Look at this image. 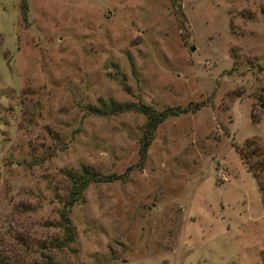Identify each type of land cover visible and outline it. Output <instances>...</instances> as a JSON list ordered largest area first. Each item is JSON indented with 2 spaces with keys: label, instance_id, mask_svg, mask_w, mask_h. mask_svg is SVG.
Segmentation results:
<instances>
[{
  "label": "rangeland",
  "instance_id": "1",
  "mask_svg": "<svg viewBox=\"0 0 264 264\" xmlns=\"http://www.w3.org/2000/svg\"><path fill=\"white\" fill-rule=\"evenodd\" d=\"M24 1L0 0V264H264V0ZM140 105L177 110L142 157ZM82 169L117 177L57 248Z\"/></svg>",
  "mask_w": 264,
  "mask_h": 264
},
{
  "label": "trees",
  "instance_id": "2",
  "mask_svg": "<svg viewBox=\"0 0 264 264\" xmlns=\"http://www.w3.org/2000/svg\"><path fill=\"white\" fill-rule=\"evenodd\" d=\"M20 6H21L22 17H24V7H25L24 0H21ZM138 109L146 117L143 131L140 136L139 144H138V153H139V156L142 157L146 150L147 144L149 143L152 130L162 120L164 116L170 113H176L177 110L176 108L175 109L164 108L159 111H152V110L147 109L143 105H140ZM239 152H240V149H239ZM242 157L244 156L242 155ZM244 162H245V159H244ZM115 177H117V174L109 173V174L103 175V174L92 172L86 169H82L79 173L70 176V187L68 189V193L63 199L61 206L58 210L59 225H60L62 234L59 237V239L54 240L53 245L55 247L60 248L61 246L66 245L68 242H70L73 239V226L68 216V212H69L70 206L72 205L74 200L78 197L83 187L90 181L110 180ZM258 189L261 194L264 192V188L262 184L260 183L258 184ZM49 264H53V263L49 262Z\"/></svg>",
  "mask_w": 264,
  "mask_h": 264
}]
</instances>
